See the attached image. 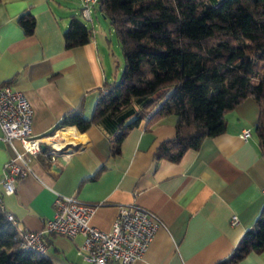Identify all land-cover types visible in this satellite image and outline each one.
Wrapping results in <instances>:
<instances>
[{
  "label": "crops",
  "instance_id": "obj_1",
  "mask_svg": "<svg viewBox=\"0 0 264 264\" xmlns=\"http://www.w3.org/2000/svg\"><path fill=\"white\" fill-rule=\"evenodd\" d=\"M81 8L79 0H0V85L10 84L28 100L32 136L56 145L55 137L75 149L67 157L50 160L45 155L49 147L44 146L33 158L32 175L14 181V192L4 195L0 186L2 207L13 214L18 229L34 232L52 216L55 196L76 197L95 205L89 221L107 231L117 206L133 203L152 211L161 225L140 259L130 264H217L229 256L264 205V160L253 133L256 101L241 100L226 113L223 133L204 137L197 150L188 149L175 163L153 155L161 141L175 134V115L147 122L159 101L141 114L143 119L111 157L109 134L99 122L84 132L71 125L47 135L79 104L82 117H89L97 89L115 78L102 65L100 41L106 44L107 39L98 18L106 17L96 3L89 20L82 17ZM28 10L35 26L26 36L15 20ZM70 14L90 23L91 37L65 49L62 30ZM243 129L250 131L246 141L239 137ZM14 146L19 147L17 142ZM13 154L0 139V180L2 167ZM232 215L235 224H230ZM45 241L44 257L54 264H91L77 254L81 235L69 239L50 234ZM236 264H264V249L246 254Z\"/></svg>",
  "mask_w": 264,
  "mask_h": 264
},
{
  "label": "trees",
  "instance_id": "obj_2",
  "mask_svg": "<svg viewBox=\"0 0 264 264\" xmlns=\"http://www.w3.org/2000/svg\"><path fill=\"white\" fill-rule=\"evenodd\" d=\"M120 45L122 70L116 80L97 89L89 117L81 104L63 114L58 124L84 132L97 122L109 134V156L118 154L127 132L142 113L159 101L147 122L175 115V134L154 150L156 160H179L202 139L225 130L226 113L245 98L258 107L253 133L264 160V0H96ZM25 11L16 16L24 35L35 20ZM62 41L65 49L91 37L77 15H68ZM160 99V100H159ZM100 169V168H99ZM98 172L94 175L97 176ZM0 206V264H54L44 253L22 250L17 225ZM229 256L217 264H236L264 249V205Z\"/></svg>",
  "mask_w": 264,
  "mask_h": 264
},
{
  "label": "built area",
  "instance_id": "obj_3",
  "mask_svg": "<svg viewBox=\"0 0 264 264\" xmlns=\"http://www.w3.org/2000/svg\"><path fill=\"white\" fill-rule=\"evenodd\" d=\"M79 2L82 7L80 14L89 20V13L96 0H79ZM28 103L26 97L20 91H15L10 84L0 85V139L14 150L12 157L2 167L3 176L0 186L4 195L14 192L15 180L27 174L32 175L30 166L34 156L42 152L41 144L49 147L45 155L50 160L60 156L67 157L75 150L73 146H68L63 141L59 145H54L51 141L42 143L39 137L32 136L30 134L32 111ZM249 133V130L243 129L239 137L246 141ZM14 142L18 143V148H15ZM55 197L52 203L53 214L44 222L41 229L30 232L17 227L18 246L22 250L31 249L45 253V240L50 234L69 237V239L81 235L82 241L78 246L77 254L82 260L91 264L115 261L130 264L140 259L142 253L149 247L156 228L161 225L152 211L128 203L117 206V213L109 230H99L89 221L95 205L81 203L76 197ZM0 206H2L1 200ZM6 219L15 224L13 214L7 213ZM236 222V218L232 215L230 224Z\"/></svg>",
  "mask_w": 264,
  "mask_h": 264
},
{
  "label": "rangeland",
  "instance_id": "obj_4",
  "mask_svg": "<svg viewBox=\"0 0 264 264\" xmlns=\"http://www.w3.org/2000/svg\"><path fill=\"white\" fill-rule=\"evenodd\" d=\"M90 17L93 18L94 24H96L97 21L93 17V13H91ZM98 20L100 22L99 27L101 29H99V27H95L96 25H94V28L99 29L101 33L105 35L104 37L107 39L106 44L100 41L102 47L104 48L103 51L105 55L102 65L106 70H108V73H109L108 75H114L115 76L114 79L116 80L122 70L121 64H122L123 57L120 52V45L118 44V42H116L114 38L115 35L109 25V20L107 18L105 19L98 18ZM83 21L84 23H86L85 25L89 27L90 23L85 19H83ZM100 37H102V35Z\"/></svg>",
  "mask_w": 264,
  "mask_h": 264
},
{
  "label": "bare ground",
  "instance_id": "obj_5",
  "mask_svg": "<svg viewBox=\"0 0 264 264\" xmlns=\"http://www.w3.org/2000/svg\"><path fill=\"white\" fill-rule=\"evenodd\" d=\"M54 138L52 140H54L56 142V145H59L60 142H59L58 138H55V139Z\"/></svg>",
  "mask_w": 264,
  "mask_h": 264
},
{
  "label": "water",
  "instance_id": "obj_6",
  "mask_svg": "<svg viewBox=\"0 0 264 264\" xmlns=\"http://www.w3.org/2000/svg\"><path fill=\"white\" fill-rule=\"evenodd\" d=\"M40 147H41V150H42V151L45 150V147H44L42 144L40 145Z\"/></svg>",
  "mask_w": 264,
  "mask_h": 264
}]
</instances>
